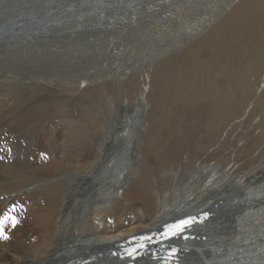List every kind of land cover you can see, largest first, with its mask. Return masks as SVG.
Wrapping results in <instances>:
<instances>
[{"label":"bare ground","instance_id":"1","mask_svg":"<svg viewBox=\"0 0 264 264\" xmlns=\"http://www.w3.org/2000/svg\"><path fill=\"white\" fill-rule=\"evenodd\" d=\"M114 1L116 0H0V79L6 86L9 84L13 86V90L22 92L23 97H28L35 87H39L44 92L42 95L44 100L46 99L44 96L48 93L52 94L54 89L56 92L67 90L72 95L79 90L82 92V88L90 83L87 80L94 78L91 81L94 82V80L102 79L97 74L99 70L103 71L104 67L112 71L110 74L108 71L107 78L114 83H120L132 71H145L141 64L135 70L132 67V69L122 67L123 58L127 61L131 59L125 55L136 53L138 50L136 44L133 46L131 43V48L127 46L128 42L125 45L124 37L128 33H136L135 30L141 26L140 19L143 15V18L148 21L153 18L152 22L156 23V30L159 27V31L164 29L165 23L177 22L175 19L177 16L166 13L167 11L163 9L176 0H157L152 5L149 2L147 8L140 7V12L135 10L125 16L104 14L101 8L104 5L102 3ZM225 1H228L227 8L237 0ZM263 3L261 5L264 7ZM84 4L91 9H84L82 7ZM241 4L242 2L238 6ZM222 7L225 6L222 5ZM161 8L163 10L159 11ZM209 17L196 20L181 36H197L203 27L211 23L212 19ZM59 19L64 20L59 21ZM87 23H91V32L98 31L95 35L85 37L80 35V31L73 30L79 25L88 26ZM128 28L131 30L124 32V29L129 30ZM163 34L165 35H158L160 43L156 41L154 45L158 47L165 45L164 38L167 34L166 32ZM91 37L94 38L91 39ZM170 37L176 39H173L174 42H179V36L178 38L177 35ZM138 43V46L142 47V44ZM55 51L58 52V56L54 54ZM82 56L85 59H80ZM81 60L87 66L78 65L77 63ZM60 79L66 83L64 86L58 85ZM41 85L49 89L48 92L45 93L47 89ZM22 87L24 88L21 90ZM3 89H6L5 86ZM207 91L211 100L217 97L211 95L213 92L209 88ZM147 92L148 84L146 83L142 88L141 98L132 103L124 99L108 109L106 123L93 134L96 148L92 151L93 153L89 151L84 155L85 160L90 156V161L86 162L83 170L67 173L70 177L69 182L76 181L78 178V183L82 181L85 184H91L85 190L88 189L87 192L93 193L92 204L97 203V205L92 206L90 203L79 202V198L74 199L73 194L82 193V196H87L89 193L86 195L82 188H76V186L73 188L72 183L67 185L63 193L56 194L55 199H48L47 206L37 208L36 216L29 221L21 220V216L17 217V220H8L6 216L8 212L17 213V209L20 208L19 203L12 199L8 200L4 206L0 205V264H111V261L120 263L119 258H111L108 255L111 254L116 242L139 233L154 232L164 223L206 211L210 215L205 220L200 218V223L192 230L201 237L200 240L194 239L195 241L186 243L172 242V245L181 247L180 252L175 255L179 260L178 264H264V141L257 147L255 157L258 159L239 174L231 170L234 169L232 163L224 164L220 162L222 160L207 162V160L199 159L191 162L190 168L171 170L168 173V185L163 191L155 192V205L150 215L143 211L138 212L136 210L138 204L134 200L125 199L126 186L136 173V161L140 155V145L143 143L142 131L145 124L141 123ZM122 117H124L123 120ZM206 125L212 133L215 132L216 128L211 124ZM87 138V141L93 139L92 136ZM146 142L147 144L145 143L143 147L147 150L150 141L146 140ZM42 150L46 151L45 148ZM118 151L121 155L111 162ZM7 155L6 147L0 142V166ZM125 157L126 160H124ZM118 158L122 159V164L117 163ZM133 161L134 165L130 169ZM69 168L70 165L64 163L62 171L69 172ZM102 168L104 172L100 170ZM94 169L96 171H93ZM2 176L0 173V182L3 179ZM228 186H232L233 190L229 193L232 197L227 198L228 200L222 199L220 193ZM2 187L0 183V188ZM235 198L238 200V206L236 209L232 207L228 216L230 220L228 223L232 228L225 234L221 233L223 236L219 238L221 218ZM118 200L121 201L118 202ZM220 200H225L221 206H219L222 203ZM82 203L83 205H80ZM92 213L95 216H91ZM119 220H121L120 223ZM149 221L153 223L146 226ZM141 227L143 228L138 230ZM134 230L138 231L131 232ZM68 245L71 246L68 247ZM185 250L187 254L182 257ZM192 250L193 255H188ZM148 256V258L145 256L138 259L137 263L133 262V264H161V259L154 260L150 254ZM185 258L186 261H184Z\"/></svg>","mask_w":264,"mask_h":264},{"label":"rangeland","instance_id":"2","mask_svg":"<svg viewBox=\"0 0 264 264\" xmlns=\"http://www.w3.org/2000/svg\"><path fill=\"white\" fill-rule=\"evenodd\" d=\"M262 1L264 0H237L232 6L228 5L226 8L228 1L225 0H176V3L171 2L163 9L167 11L166 13L177 16L175 18L177 22L165 23L164 29L160 31L159 27L156 30V23L152 22L153 18L148 21L143 18V15L140 19L141 26L134 33L136 36L133 37L130 33L127 38V42L133 43V46L136 44L138 50H135L136 53L125 55L131 59L127 61L123 58L122 67H132L135 70L141 64L145 71H132L120 83L109 80L107 76L112 71L104 67L103 71L101 69L97 74L102 79L94 80V82H91L94 78L87 80L90 83L82 88V92L79 90L72 95L70 91L56 92L54 89V93H48L43 100L44 92L39 87H35L28 97H23L22 92L13 90V86L9 84L6 86L0 79V142L8 151V155L4 157L0 166V173L3 175L0 182L3 186L0 188V205L4 206L8 200L12 199L20 206L17 213L8 212L6 215L8 220H17L20 216L21 220H32L36 216L37 208L47 206V200L55 199V195L63 193L70 183L73 188L75 186L82 188L85 191L84 194L89 193L87 196H82V193L73 194L74 199L79 198V202L92 204L94 195L92 192H87L88 189L85 190L91 184H85L82 181H79V184L78 178L76 181L69 182L70 177L67 173L83 170L86 162L90 161V156L85 160L84 155L89 151L93 153L92 151L96 148L93 134L106 123L108 109L124 99L132 103L141 98L142 88L146 83L148 92L141 123L145 124L142 131L143 143L140 145V155L136 161V173L125 191V199L134 200L138 204L136 206L138 212L143 211L149 215L152 213L155 192L163 191L168 185V173L171 170L190 168L192 163L199 159L207 160V162L222 160L220 162L224 164L232 163L234 169L231 170L236 174L252 166L258 159L255 157L257 147L264 141V12H262L264 7L261 5ZM154 2L157 0L150 2V5ZM241 2L240 7L238 5ZM212 14L214 16H210ZM209 16L212 19L211 23L203 27L197 36H181L196 20ZM165 32L167 35H177V38L179 36V42H174L176 39L173 38V40L171 35H166L165 45L161 47L154 45L158 41V35H165L163 34ZM136 42H140L142 47ZM54 54L59 55L56 51ZM83 58L84 56L80 57V59ZM77 64L85 63L81 60ZM147 73L149 76L146 77ZM65 84L61 79L58 81V85ZM4 86L6 89H3ZM41 87L45 86L41 85ZM207 88L213 92L211 95L217 96L215 99L211 100ZM126 96L128 97L124 98ZM206 124L216 128L215 132L212 133ZM87 136H92L93 139L87 141ZM146 140H149L151 145L147 150L144 148L145 143L147 144ZM119 155H121L120 151L111 162ZM122 162V159L118 158L117 163L122 164ZM64 163L70 165L69 172L62 171ZM146 163L148 164L145 165ZM133 165L134 161L130 169ZM100 170L105 171L104 168ZM87 178H89L88 175ZM140 185L141 189H139ZM232 190V186L224 188L220 197L222 199L232 197L229 195ZM96 197L99 198V196ZM220 201L222 203L219 206L225 202V200ZM124 203L127 204V202ZM95 205L97 203L92 204V206ZM237 206L238 200L235 198L226 214L222 216L223 219L221 218L220 234H225L232 228L228 223L230 222L228 216L232 207L236 209ZM91 216L95 214L92 213ZM118 222L120 223L121 220ZM152 223L149 221L146 226ZM222 234L219 238L223 236ZM185 254L187 250L182 257ZM188 255H193V250ZM186 260L185 258L184 261Z\"/></svg>","mask_w":264,"mask_h":264},{"label":"water","instance_id":"3","mask_svg":"<svg viewBox=\"0 0 264 264\" xmlns=\"http://www.w3.org/2000/svg\"><path fill=\"white\" fill-rule=\"evenodd\" d=\"M152 1H154V0H146V1L116 0L113 3L103 2L102 4H104V5H102L101 8H102V11L104 14H108V15H112V16H117V15L118 16H125L128 13L133 12L135 10L140 12V9H139L140 7L141 8L142 7L147 8V6L149 5L148 3L152 2ZM57 5L60 6V4H57ZM82 7H84V9H91L86 4L82 5ZM64 19H59V21H62ZM101 22H102V20H101ZM87 25L88 26H85V24L76 26V28H73V30H75L76 32L80 31L79 32L80 35H84L85 37L93 36L98 32L97 30H94L92 32L90 31L91 23L90 24L87 23ZM125 27H127V26H125ZM130 30L131 29H129V30L124 29V32L130 31ZM131 34L133 35V37L136 36V34H134L132 32H131ZM129 35L130 34L128 33L124 37L123 42H125V45L127 44V38L129 37ZM0 38H1V36H0ZM128 43L129 44H127V46L130 47L131 42H128ZM194 215L197 216V215H199V213H195ZM199 216L202 217L203 220H205L206 217L209 215H208V213H206L205 215L200 214ZM193 220H195V217L193 218ZM181 223L182 222H179L177 225H181ZM198 224L199 223H194L193 225H190V223H188V224L183 225V226H187V228H188L187 230L183 231L186 235H184L183 237L179 236L177 239H171V240L167 241L165 244H167V246H169L170 248L175 249L176 253H179L181 250V247L172 245V242L173 241H180V242L186 243V242H193V241H195L194 239L200 240L201 237L197 236L195 233L192 232V230L194 229V226H196ZM165 227H166V225H165ZM165 227L161 225L159 229H156V230H154V232H151L154 235L151 237H148V238H142V237L141 238H135L136 239L135 241L127 240V238H125L121 241L116 242V244L114 245V249L111 251V254H108V255L111 258L112 257L119 258L120 263H116L115 261H111V264H133V262L137 263L138 259L144 258L145 256L148 258L149 257L148 254H150V246L151 245H157L158 243H162L165 240V238H164L161 240L159 239L157 241H153L156 238L155 234L158 231H160L162 228H165ZM166 232L169 234L170 232H173V230L170 231L168 229V230H166ZM163 235L164 234H160L158 236H163ZM156 247H158V245ZM101 255L103 256L104 254L102 253ZM163 258L164 257H162V256L156 257V259H163ZM108 259H110V258H108Z\"/></svg>","mask_w":264,"mask_h":264},{"label":"snow or ice","instance_id":"4","mask_svg":"<svg viewBox=\"0 0 264 264\" xmlns=\"http://www.w3.org/2000/svg\"><path fill=\"white\" fill-rule=\"evenodd\" d=\"M188 223H189V221H184V222L181 223V225H176L174 227H176L178 230H180V229H182L183 225L188 224Z\"/></svg>","mask_w":264,"mask_h":264}]
</instances>
